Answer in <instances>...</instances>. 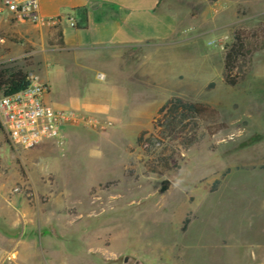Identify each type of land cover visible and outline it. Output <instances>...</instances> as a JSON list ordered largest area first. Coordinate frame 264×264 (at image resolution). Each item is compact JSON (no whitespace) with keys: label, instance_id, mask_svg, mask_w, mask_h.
I'll use <instances>...</instances> for the list:
<instances>
[{"label":"rangeland","instance_id":"1","mask_svg":"<svg viewBox=\"0 0 264 264\" xmlns=\"http://www.w3.org/2000/svg\"><path fill=\"white\" fill-rule=\"evenodd\" d=\"M179 10L177 35L148 47L139 62L109 67V82L96 76L101 65L81 77L45 62L40 55L59 33L44 41L38 27L16 24L4 10L0 70L39 75L47 103L94 122L68 127L64 144L24 151L0 128L7 261L18 258L7 243L18 251L24 240L27 264H264V0H207ZM239 29L249 38L246 58L230 85L226 53ZM107 85L108 97L98 92ZM116 88L124 98H112ZM171 96L216 112L200 121L194 145L167 139L146 150L138 137L157 134L153 122Z\"/></svg>","mask_w":264,"mask_h":264},{"label":"crops","instance_id":"2","mask_svg":"<svg viewBox=\"0 0 264 264\" xmlns=\"http://www.w3.org/2000/svg\"><path fill=\"white\" fill-rule=\"evenodd\" d=\"M44 25L40 26L41 38H53L55 31L62 34L57 43L43 55L45 62L56 61L61 69H75L81 77L95 72L93 66L106 67L96 71L97 77L109 82V67L120 62L142 60L148 47L162 45L164 40L175 37L179 31V6H196L207 0H38ZM87 9V26L76 28ZM189 11V15H190ZM99 90V91H98ZM97 91L108 97V85ZM112 98H124L123 90L116 88ZM107 104V103H106ZM107 113V105L101 109ZM104 112L100 114H105ZM15 221V220H14ZM7 243L4 250L17 254V261H7L0 253V264H27L24 253L27 247L19 241L18 251Z\"/></svg>","mask_w":264,"mask_h":264},{"label":"built area","instance_id":"3","mask_svg":"<svg viewBox=\"0 0 264 264\" xmlns=\"http://www.w3.org/2000/svg\"><path fill=\"white\" fill-rule=\"evenodd\" d=\"M4 10L16 24L39 28L45 23L38 0H0L1 18ZM28 78L25 90L0 97V128L13 149L24 151L48 141L64 144V132L68 127L93 125V119L84 113L47 103V83L32 72Z\"/></svg>","mask_w":264,"mask_h":264},{"label":"trees","instance_id":"4","mask_svg":"<svg viewBox=\"0 0 264 264\" xmlns=\"http://www.w3.org/2000/svg\"><path fill=\"white\" fill-rule=\"evenodd\" d=\"M83 16L79 22H75L76 28H84L87 26V9H82ZM62 34L60 33V37ZM235 41L228 48L225 63V81L230 85L237 83V80L243 73V65L237 67L240 58H246L244 54L246 40H248L247 32L238 30L234 36ZM58 43H62L59 38ZM28 73L21 69L8 71L0 70V97L10 96L25 90L29 85ZM216 110L209 104L188 101L178 96H171L158 110L156 119L153 122V129L157 134H149L147 130L142 131L138 137V144L146 150L156 147L157 142L172 139L178 141L184 146L194 145L198 137V128L200 121L210 117ZM171 165L166 163L165 168ZM188 223V219L184 221V228Z\"/></svg>","mask_w":264,"mask_h":264},{"label":"water","instance_id":"5","mask_svg":"<svg viewBox=\"0 0 264 264\" xmlns=\"http://www.w3.org/2000/svg\"><path fill=\"white\" fill-rule=\"evenodd\" d=\"M124 261H125V263H128L129 262V258H125Z\"/></svg>","mask_w":264,"mask_h":264}]
</instances>
